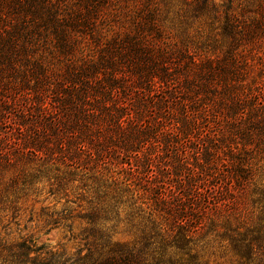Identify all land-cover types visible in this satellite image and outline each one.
Returning <instances> with one entry per match:
<instances>
[{"label":"trees","instance_id":"16d2710c","mask_svg":"<svg viewBox=\"0 0 264 264\" xmlns=\"http://www.w3.org/2000/svg\"><path fill=\"white\" fill-rule=\"evenodd\" d=\"M30 164L92 194L77 254L2 232ZM201 240L264 264V0H0V264H211Z\"/></svg>","mask_w":264,"mask_h":264},{"label":"rangeland","instance_id":"374dc122","mask_svg":"<svg viewBox=\"0 0 264 264\" xmlns=\"http://www.w3.org/2000/svg\"><path fill=\"white\" fill-rule=\"evenodd\" d=\"M54 169L59 170L47 176L43 169H38L37 165L30 164L27 166L28 172L25 175L40 170L37 172L38 182L32 188V191L28 190L26 192L28 196H24L23 193L19 196V217L8 229L2 232L6 233L12 240L26 239L33 241L35 244L56 248L59 251H66L70 255H75L79 249L83 248L84 243L80 240L79 235L87 225L81 223L77 218H71L84 213L83 210L88 208V205L86 202H82V199H84L82 196L91 199L92 194L84 190H73V187L80 185V182L77 181L75 185L69 183V190H66L67 187L65 186L64 190L59 194L52 196L50 194L52 188L60 189L57 187L58 176H62V171H65L62 166ZM14 173L15 171L11 170L8 178ZM23 182V177H21L17 189L26 191ZM65 194L69 196L66 197ZM64 210L67 211L64 212ZM128 212L125 211L121 216L122 222L117 228L116 240L131 243L136 240L137 235L125 221ZM64 216L71 217V220L68 222L63 220ZM72 225L73 230H71ZM198 249L200 254L205 255V258L211 261V264H234L233 257L226 254L218 241L201 240L198 244Z\"/></svg>","mask_w":264,"mask_h":264}]
</instances>
